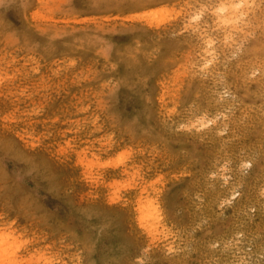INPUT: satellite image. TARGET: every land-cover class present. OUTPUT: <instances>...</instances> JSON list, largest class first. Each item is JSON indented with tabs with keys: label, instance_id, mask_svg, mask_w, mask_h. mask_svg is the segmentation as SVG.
Wrapping results in <instances>:
<instances>
[{
	"label": "rangeland",
	"instance_id": "1",
	"mask_svg": "<svg viewBox=\"0 0 264 264\" xmlns=\"http://www.w3.org/2000/svg\"><path fill=\"white\" fill-rule=\"evenodd\" d=\"M0 264H264V0H0Z\"/></svg>",
	"mask_w": 264,
	"mask_h": 264
},
{
	"label": "bare ground",
	"instance_id": "2",
	"mask_svg": "<svg viewBox=\"0 0 264 264\" xmlns=\"http://www.w3.org/2000/svg\"><path fill=\"white\" fill-rule=\"evenodd\" d=\"M235 1H233V3H234ZM234 5H236V4H234ZM229 8V7H228ZM231 9H232V7H230ZM234 8V7H233ZM234 13V12H233ZM235 14V13H234ZM231 19V18H230ZM147 191V190H146ZM137 204H138V209L140 210V211H142V218H140L141 220H143L144 219V214H143V211L145 210V208L148 206V205H150V206H152L151 205V201H148V203H145V202H143V199H142V197L140 196L138 199H137ZM152 226V229L151 230H155L156 229V227H158V226H156V227H154V225H151ZM153 227L155 228V229H153ZM149 229V230H150ZM150 230V231H151ZM148 231V230H147ZM158 231V230H157ZM152 233H153V231H152ZM155 234V233H154Z\"/></svg>",
	"mask_w": 264,
	"mask_h": 264
}]
</instances>
